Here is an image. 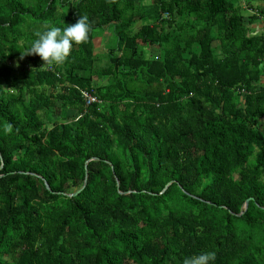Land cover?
<instances>
[{"label": "trees", "instance_id": "1", "mask_svg": "<svg viewBox=\"0 0 264 264\" xmlns=\"http://www.w3.org/2000/svg\"><path fill=\"white\" fill-rule=\"evenodd\" d=\"M206 251L264 264V0H0V264Z\"/></svg>", "mask_w": 264, "mask_h": 264}, {"label": "clouds", "instance_id": "2", "mask_svg": "<svg viewBox=\"0 0 264 264\" xmlns=\"http://www.w3.org/2000/svg\"><path fill=\"white\" fill-rule=\"evenodd\" d=\"M90 28L86 16H80L75 24H68L63 29L50 26L37 34V39L24 51L22 57L38 55L48 65L63 64L70 56L74 44H81L89 39ZM215 259V252L206 251L185 258L183 264H213Z\"/></svg>", "mask_w": 264, "mask_h": 264}, {"label": "rangeland", "instance_id": "3", "mask_svg": "<svg viewBox=\"0 0 264 264\" xmlns=\"http://www.w3.org/2000/svg\"><path fill=\"white\" fill-rule=\"evenodd\" d=\"M101 47V46H100ZM102 48V47H101ZM149 57H152V58H155V57H158L159 55V50H158V47H152L149 52Z\"/></svg>", "mask_w": 264, "mask_h": 264}, {"label": "crops", "instance_id": "4", "mask_svg": "<svg viewBox=\"0 0 264 264\" xmlns=\"http://www.w3.org/2000/svg\"><path fill=\"white\" fill-rule=\"evenodd\" d=\"M258 26H259V25H258V24L256 25V23L253 24V28H256V27H258Z\"/></svg>", "mask_w": 264, "mask_h": 264}, {"label": "built area", "instance_id": "5", "mask_svg": "<svg viewBox=\"0 0 264 264\" xmlns=\"http://www.w3.org/2000/svg\"><path fill=\"white\" fill-rule=\"evenodd\" d=\"M91 100H93V99L91 98Z\"/></svg>", "mask_w": 264, "mask_h": 264}, {"label": "water", "instance_id": "6", "mask_svg": "<svg viewBox=\"0 0 264 264\" xmlns=\"http://www.w3.org/2000/svg\"><path fill=\"white\" fill-rule=\"evenodd\" d=\"M246 205H247V202H246Z\"/></svg>", "mask_w": 264, "mask_h": 264}]
</instances>
